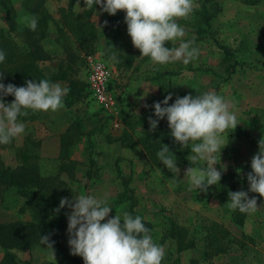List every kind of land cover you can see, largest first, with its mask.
<instances>
[{"label": "rangeland", "instance_id": "374dc122", "mask_svg": "<svg viewBox=\"0 0 264 264\" xmlns=\"http://www.w3.org/2000/svg\"><path fill=\"white\" fill-rule=\"evenodd\" d=\"M194 2L198 7L177 23L185 29L186 35L182 39L194 40L193 46L199 49V56L187 65L182 61L160 65L153 63L150 57L141 56L140 50L133 46L127 34L124 11L115 15L100 13L99 5L90 9L85 7L84 0H79V6L75 0L72 7L70 0H0V29L20 49L25 48L20 33L29 28L21 18L33 15L29 9L38 6L52 19L48 20V35L41 42L50 59L38 65L45 77H55L68 62L75 60L70 77L85 83L83 59L87 55L100 58L113 69L110 87L118 102L120 124L115 129L112 119L104 120L106 116L91 97L71 107L64 104L56 112L29 109L27 116L18 117V122L25 124L24 133L13 138L11 143L0 145V164L14 170L22 165L23 156L28 155L30 163L37 167L45 197L71 200L73 196L92 195L106 200L112 211L102 223L115 213L139 215L142 221L151 225L150 235L154 242L165 248L162 264H264V215L261 216L264 211L258 208L252 214H236V210L227 206L230 186L234 188L244 177L222 175L219 183L209 186L206 192L195 189V200L181 191L188 178L184 172L178 174V183L172 184L169 180L173 173L159 175L147 159H138L140 155L134 146L130 147L127 140L120 142L117 139L131 125L125 122L127 119V122L139 124L137 130H142L141 127L144 130V124H148L144 105L162 101L172 92L193 96L215 92L230 106L234 105L235 114H244L239 116L242 119L260 113L252 108L258 103V95L264 97V0ZM202 5L209 17V29L203 22ZM97 13H100L98 19ZM66 19L73 24H92L94 36L78 41L75 33L63 25ZM105 20L107 26L100 29L98 25ZM179 42H165V46L177 47ZM216 44L229 48L230 59H225ZM127 54L134 57V66L116 71L114 63ZM232 64H236L234 74L222 81ZM257 67L262 70L257 71ZM54 83L67 88L63 82ZM258 83L263 89L258 90ZM13 100L14 97L7 102ZM67 131L72 144L66 148L68 159L62 162L59 159L61 137ZM191 144L180 146L188 164L177 161V166L190 165ZM90 159L93 166H90ZM134 159L139 162L134 163ZM160 166L166 168L162 162ZM195 166L205 167L206 164L200 161ZM88 171L89 177L86 176ZM200 195L203 197L199 198ZM26 204L27 198L17 188L4 190L0 196V222L30 224L32 218ZM64 211H47L40 218L48 231L57 228L54 258L50 249L35 244L28 249H11L13 262L52 264L83 260L70 254L65 215L70 209L65 206ZM58 218L61 222L56 226ZM241 218L242 225L236 221ZM172 224L177 228L180 241L171 235ZM4 254L0 248V264Z\"/></svg>", "mask_w": 264, "mask_h": 264}, {"label": "clouds", "instance_id": "9594fccd", "mask_svg": "<svg viewBox=\"0 0 264 264\" xmlns=\"http://www.w3.org/2000/svg\"><path fill=\"white\" fill-rule=\"evenodd\" d=\"M85 7L100 6V13L115 15L124 11L127 34L133 46L140 50L141 56L150 57L155 64L182 61L185 65L199 56V49L194 47V40L184 41L185 29L177 23L178 19L187 18L198 5L194 0H84ZM79 6V0H77ZM97 13V19L98 15ZM31 30L38 26L35 15L21 18ZM105 20L98 25L100 29L107 26ZM180 41L177 47H166L165 42ZM6 53L0 50V62ZM115 60V56L112 57ZM3 72H0V145L11 143L24 133L25 124L18 122V117L27 116L26 110L56 112L64 107L63 97L69 89L49 79L26 80L23 86L12 83L4 84ZM13 96L12 102L4 97ZM172 100V93L162 101L154 102L151 107L153 115L148 117L149 132L157 129L161 119L166 117L170 135L180 146L187 147L190 142V167L184 170L192 188L206 192L209 186L217 185L227 170L226 165L217 169L221 150L227 146L225 134L239 124L235 112L230 111V104L215 92L201 95L186 94ZM148 107V105H144ZM258 151L251 158V172L247 173L249 188L247 191H229L231 210L252 214L258 209L255 196L264 197V136L258 142ZM219 154L218 157L216 154ZM160 162L173 173L172 184L178 183L180 168L177 159L168 145H162L157 152ZM204 161L205 167H195ZM191 190V189H190ZM67 206V235L70 254L83 258L84 264H162L165 256L164 246L154 242L150 229L142 222L139 215L128 212L109 217L112 208L104 199L92 195L73 196L71 200L63 197L53 211L59 213ZM122 222V223H121ZM54 231V230H53ZM52 233L40 235V243L50 249L54 258Z\"/></svg>", "mask_w": 264, "mask_h": 264}, {"label": "trees", "instance_id": "16d2710c", "mask_svg": "<svg viewBox=\"0 0 264 264\" xmlns=\"http://www.w3.org/2000/svg\"><path fill=\"white\" fill-rule=\"evenodd\" d=\"M75 0H70L71 7ZM4 8H7L6 4ZM204 5H202L203 22L207 28H210L209 17L206 16ZM32 11L33 15L41 16L38 18V26L35 31L30 28L23 30L20 34L23 37L25 48L20 49L5 32L0 29V50L6 53V58L3 62H0V72H3L4 79L3 83H12L16 86H23L25 81L29 77L39 81L40 79H49L51 82H63L67 84L69 92L63 99L64 104L67 107L75 105L77 102L83 100L84 98L90 97L87 90L86 83L80 82L70 77V73L73 71L75 66V60L67 63L64 69H61L59 73L52 78H47L39 70V63L48 61L50 56L43 48L41 42L47 37V30L49 29L48 20H52L48 14L41 12L38 6L29 9ZM8 14L11 11L7 12ZM56 24V22H54ZM63 25L74 32L78 41H85L94 36L93 25L86 22L78 24H73L68 19L64 20ZM13 29V28H12ZM200 31V30H199ZM220 49L225 59H230L231 53L229 48L225 45H217ZM122 59V62L120 63ZM135 64V59L131 55L122 56L119 58V62L114 63V68L116 71L129 70ZM236 64H232L226 70V77L222 81H227L234 74V67ZM173 93V92H172ZM172 96V100L169 101V105L172 104L176 97H183L184 93H177ZM13 96L9 95L4 97L7 102L11 100ZM106 116V115H105ZM104 120H111L112 118L106 116ZM125 132L122 133L119 138L120 142H125ZM71 136L69 131H67L61 137V153L59 159L64 162L68 159L67 147L72 144ZM90 141V140H88ZM143 149L146 152L147 160L152 164L153 167L161 168V162L157 157V152L162 148V145H168L169 150L174 153L175 158L179 163L188 164L183 153L179 149V144L174 141V138L170 135V129L168 128L167 119H161L158 123L157 129L153 132H146L142 140ZM90 166H93L92 159L89 160ZM87 177L90 176L89 171L86 174ZM10 188H17L20 193L27 198V208L30 211L32 222L30 224L24 225L21 223L3 224L0 222V248L5 252L4 258L1 264H18L13 262L12 255L10 253L11 249H28L32 245H40L45 247L40 243V235L43 236L48 233H52L51 240L55 241L54 246L57 245L58 240L55 236L57 228L51 231L44 228L43 224L40 222L41 215L47 211H52L58 207L59 201L53 197H45L43 193L42 180L37 172V167L35 164L30 163V157L28 155L23 156V163L20 167L12 170L10 168H4L0 164V196L4 190ZM229 189V188H228ZM229 191L235 192L234 188L230 186ZM230 199V198H229ZM65 208H62L60 212H65ZM240 213L236 210V214ZM238 224H243V219L236 220ZM61 220H57V225ZM147 228L151 231V225L147 222L142 221ZM122 223V222H121ZM171 235L180 241V237L177 234V228L174 224L171 225ZM23 264V263H22ZM29 264V263H24ZM52 264H84L83 260L73 259L69 262L60 261L58 263Z\"/></svg>", "mask_w": 264, "mask_h": 264}, {"label": "crops", "instance_id": "0c3cea01", "mask_svg": "<svg viewBox=\"0 0 264 264\" xmlns=\"http://www.w3.org/2000/svg\"><path fill=\"white\" fill-rule=\"evenodd\" d=\"M259 69L261 68L257 67L256 70L259 71ZM192 72H195V71L193 70ZM196 87H197V90H200L198 86ZM257 87H258V90L259 89L261 90V88L263 89V87H261V84L259 86V83ZM252 109H256V111L260 113H258L255 117L253 115V117L249 116V117H245L244 119L239 118V116H242L244 114H241V113L236 114L237 121L239 124L233 131L229 129L228 131L230 132H228V134L227 132L223 134L225 137V143H227L228 141L229 142L227 146L221 150L220 163L217 161V163L220 165L219 166L216 165L218 170H220V166L222 164L227 166V170L223 173V175H226V176L237 175V176L244 177L242 178L241 182L238 183V185H234L235 191H239V190L247 191L248 190L249 184L247 181V173L251 172V166H250L251 158L258 151V144H257L258 140L262 136H264V97H261V95L259 97L258 95V103L255 104L254 108ZM233 110H236L234 105L230 106V111H233ZM243 111H245V109ZM143 112L145 113L146 121H148L149 116H152L153 119L156 118L153 115L154 109L151 107V105H149L148 107H144ZM137 119H141V118H137ZM127 121L128 119L125 120V122L131 123V125L127 126V131L125 132V135H126L125 137H127L126 140L130 144V147L134 146L133 148H135V151L140 155L138 159L146 160L147 159L146 152L143 149L141 138L143 139L144 134L147 131L149 132V124H144V128H145L144 130L142 127H141L142 130H137L138 125H139L138 123L136 122L132 123V122H127ZM124 127H126V125ZM179 149H180V145H179ZM216 155L218 157L219 154L217 153ZM138 162L139 161H137V159H134V163H138ZM190 166L191 165H188V166L184 165L183 167L182 166H178V167L181 170L180 172L183 173L184 170ZM150 167L151 166H149V170H148L149 172H151L152 170V168ZM153 168L157 170L156 173H158L159 175H163L164 173L168 174L170 172L167 168H156V167H153ZM185 180L186 182L184 183V188H182L181 191L187 192L189 198L192 197L196 200L197 195L195 192V188L191 187L190 181H188V178H186ZM192 190L193 192L190 194V191ZM253 196H255L257 199V206L260 209V211H264V197H260L258 193L249 192V197H253ZM182 197L186 198L184 194H182ZM202 197L203 196L201 195L199 196V198H202ZM262 215L264 214H261V216ZM247 222H249V220Z\"/></svg>", "mask_w": 264, "mask_h": 264}, {"label": "built area", "instance_id": "2783aa9c", "mask_svg": "<svg viewBox=\"0 0 264 264\" xmlns=\"http://www.w3.org/2000/svg\"><path fill=\"white\" fill-rule=\"evenodd\" d=\"M83 60L85 64V83L91 99L104 115L112 118L114 128H119L118 102L110 87L113 79V69L94 55H87Z\"/></svg>", "mask_w": 264, "mask_h": 264}]
</instances>
